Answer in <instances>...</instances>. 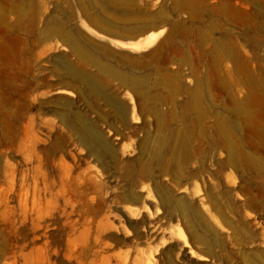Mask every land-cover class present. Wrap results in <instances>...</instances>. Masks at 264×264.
I'll list each match as a JSON object with an SVG mask.
<instances>
[{
    "label": "rangeland",
    "instance_id": "rangeland-1",
    "mask_svg": "<svg viewBox=\"0 0 264 264\" xmlns=\"http://www.w3.org/2000/svg\"><path fill=\"white\" fill-rule=\"evenodd\" d=\"M23 255L264 264V0H0V264Z\"/></svg>",
    "mask_w": 264,
    "mask_h": 264
},
{
    "label": "bare ground",
    "instance_id": "bare-ground-1",
    "mask_svg": "<svg viewBox=\"0 0 264 264\" xmlns=\"http://www.w3.org/2000/svg\"><path fill=\"white\" fill-rule=\"evenodd\" d=\"M153 29H157L154 28ZM164 30H159V31H152L151 33H149L148 35H146L145 37L136 40V41H122V40H115L116 43L118 45H120L123 48H130L136 52H140L142 50H146V49H150L152 48L157 41L160 39V37L163 35ZM95 64H97L98 67H100V65L95 62L94 60H92ZM108 75L110 76H117V74L115 72L112 71H106ZM86 78V77H85ZM84 78V79H85ZM129 84H136L138 85L140 82L137 79H131L130 81H128ZM86 83L88 84V87H91V89L93 90V92H97L99 91V87L97 85V83L91 79V78H86ZM193 97V107L194 108H198L199 107V94L195 91L192 95ZM118 110L120 111H126L125 107L123 106H119ZM77 120L81 123V129L80 132H78V136L79 139L85 143V144H96V145H106L107 142L104 139V137L101 135V133H99V131H97L95 128H93L92 125H90L89 123H86L81 116L76 115ZM151 196L150 192H148V196ZM178 238L180 241L183 242V245L185 247L189 246V242L187 239V236L185 234V232L180 229L178 232ZM23 260L25 264L30 263L31 261H33L34 259L32 257H29L27 255H23ZM201 261H205L207 260V258L201 257L200 258ZM136 264H153L151 257H142L141 259H137Z\"/></svg>",
    "mask_w": 264,
    "mask_h": 264
}]
</instances>
